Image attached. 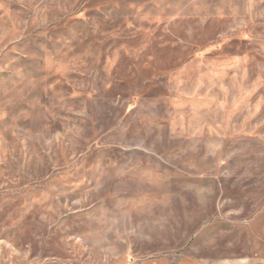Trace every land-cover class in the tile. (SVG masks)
<instances>
[{"label":"rangeland","instance_id":"374dc122","mask_svg":"<svg viewBox=\"0 0 264 264\" xmlns=\"http://www.w3.org/2000/svg\"><path fill=\"white\" fill-rule=\"evenodd\" d=\"M163 255L264 263V0H0V264Z\"/></svg>","mask_w":264,"mask_h":264},{"label":"crops","instance_id":"0c3cea01","mask_svg":"<svg viewBox=\"0 0 264 264\" xmlns=\"http://www.w3.org/2000/svg\"><path fill=\"white\" fill-rule=\"evenodd\" d=\"M147 261H152L153 264H264L263 262H247V261H237L231 259H216L212 257H199V256H183L179 259L173 260L170 256H159L155 258H150L146 260L143 264H146Z\"/></svg>","mask_w":264,"mask_h":264}]
</instances>
